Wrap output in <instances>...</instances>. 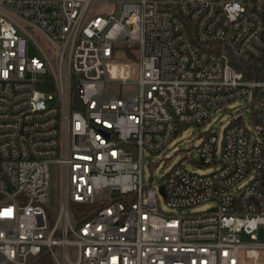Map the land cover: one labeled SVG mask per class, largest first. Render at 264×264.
Returning a JSON list of instances; mask_svg holds the SVG:
<instances>
[{
    "label": "built area",
    "instance_id": "1",
    "mask_svg": "<svg viewBox=\"0 0 264 264\" xmlns=\"http://www.w3.org/2000/svg\"><path fill=\"white\" fill-rule=\"evenodd\" d=\"M98 1L116 12L90 14ZM254 60L264 0H0V264L43 249L55 264H264V78L241 68ZM120 82L139 89L112 95ZM239 100L255 106L249 119L232 112L222 139L203 133L197 156L145 181L147 156L182 125ZM106 187L117 196L97 198ZM95 201L74 220L73 203Z\"/></svg>",
    "mask_w": 264,
    "mask_h": 264
},
{
    "label": "rangeland",
    "instance_id": "2",
    "mask_svg": "<svg viewBox=\"0 0 264 264\" xmlns=\"http://www.w3.org/2000/svg\"><path fill=\"white\" fill-rule=\"evenodd\" d=\"M118 5L114 2H94L90 9V14L92 15H109L116 12ZM39 42L49 50V43L41 37L38 36ZM31 54H39L38 50L30 46ZM113 92L112 95L117 93H122L123 96L130 93H135L139 89V85L133 82L125 83H114L112 85ZM251 102L247 100H239L237 102H232L228 105L229 108H221L217 113L211 118L210 121L205 122L203 125H182L180 129L176 132L172 141L168 144L166 149L161 153L155 155H148V159L144 168V179L145 181L156 183L163 182L165 180L166 173L178 162L185 159L187 156H197L196 151H193L195 146H198L203 138V133L213 130L220 139L223 138L226 127L232 122L233 115L232 112H237L241 107H245V117L249 119L250 112L256 111L255 106L250 105ZM248 124L250 122L248 121ZM203 131V132H202ZM50 168V188H49V202L46 205L50 216L55 217L63 198V170L61 164L58 162H51L49 164ZM215 168L214 165H206L199 167L198 171L208 172ZM102 197H116L117 194L111 191L109 187L102 189L101 195H97V198ZM161 207L164 211H169L171 208L163 196L160 197ZM210 205L205 203L203 205H197L192 207L186 212H202L207 210Z\"/></svg>",
    "mask_w": 264,
    "mask_h": 264
},
{
    "label": "trees",
    "instance_id": "3",
    "mask_svg": "<svg viewBox=\"0 0 264 264\" xmlns=\"http://www.w3.org/2000/svg\"><path fill=\"white\" fill-rule=\"evenodd\" d=\"M127 48V47H126ZM130 53V52H129ZM131 54V53H130ZM241 68L245 70L249 77L264 78V61L254 60L244 65ZM47 91L54 90V82L51 86H42ZM105 204V202L95 201L91 203H73L72 211L74 215V220L78 222H84L94 215V213ZM28 264H55L52 256L48 250L43 249L40 255L33 257Z\"/></svg>",
    "mask_w": 264,
    "mask_h": 264
},
{
    "label": "water",
    "instance_id": "4",
    "mask_svg": "<svg viewBox=\"0 0 264 264\" xmlns=\"http://www.w3.org/2000/svg\"><path fill=\"white\" fill-rule=\"evenodd\" d=\"M161 190L164 191V185L163 184L161 185Z\"/></svg>",
    "mask_w": 264,
    "mask_h": 264
}]
</instances>
